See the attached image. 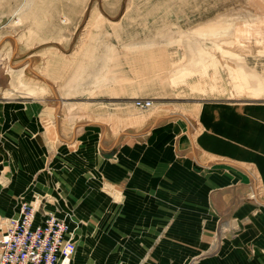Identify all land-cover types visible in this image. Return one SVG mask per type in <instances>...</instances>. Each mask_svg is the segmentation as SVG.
Instances as JSON below:
<instances>
[{
    "label": "rangeland",
    "instance_id": "obj_1",
    "mask_svg": "<svg viewBox=\"0 0 264 264\" xmlns=\"http://www.w3.org/2000/svg\"><path fill=\"white\" fill-rule=\"evenodd\" d=\"M141 99L152 106L138 109ZM34 112L42 149L32 127L6 131L33 126ZM167 120L188 126L183 139L197 164L226 162L247 175L223 203L230 217L240 201L259 205L234 213L220 235L236 244L246 233L254 254L264 244V0H0V193L10 175L35 187L36 161L78 163L92 146ZM210 139L218 155L200 150ZM89 183L84 200L71 182L80 197L58 189L33 200L70 220L78 264H113L114 223L129 218L128 198L108 185L91 195ZM11 216L0 205V217Z\"/></svg>",
    "mask_w": 264,
    "mask_h": 264
},
{
    "label": "crops",
    "instance_id": "obj_2",
    "mask_svg": "<svg viewBox=\"0 0 264 264\" xmlns=\"http://www.w3.org/2000/svg\"><path fill=\"white\" fill-rule=\"evenodd\" d=\"M34 113L33 126L23 120L6 131L26 134L30 131L27 128L32 127L36 148L42 149L44 146L38 144L36 138L42 130L36 122L37 112ZM29 115L25 112L22 117ZM187 128L185 132L180 122L167 120L155 124L142 136L129 135L125 140L119 137L112 145H98V151L92 146L83 152L78 163L65 164L57 155L47 166L38 167L36 161L35 187H31L33 178L30 176L7 178L10 185L0 193L2 211L7 216L12 215L9 218L15 217L22 202L37 205L33 197L55 195L58 189L70 198L82 195L81 200H84L90 190L89 182L93 180L98 189L94 187L91 195L102 196L108 185L128 198L129 218L114 223L113 264H264V244L260 240L252 254L251 242L244 237L246 233L234 238L236 244L227 237L223 240L220 235L234 213L259 204L248 199L240 201L239 205L235 204L231 217H225L212 201L215 194L223 192L230 203L233 194L226 190L249 184L247 175L226 162L210 166L197 164L188 154L192 146L183 139ZM0 129L5 133L3 126ZM212 142L214 140H201L198 142L200 150L218 155L212 150L216 147L210 146ZM71 144L74 146L75 140ZM233 168L242 174L234 173ZM68 180L76 189L80 185L82 193L74 194ZM246 185L240 189L248 198ZM21 196L25 198L16 201ZM37 208L40 209L38 205ZM3 219L7 217H0V223ZM70 226L76 236L71 222ZM84 262L85 259L82 264Z\"/></svg>",
    "mask_w": 264,
    "mask_h": 264
},
{
    "label": "built area",
    "instance_id": "obj_3",
    "mask_svg": "<svg viewBox=\"0 0 264 264\" xmlns=\"http://www.w3.org/2000/svg\"><path fill=\"white\" fill-rule=\"evenodd\" d=\"M152 104L135 102L141 110ZM77 248L69 220L33 203L22 202L17 216L0 223V264H74Z\"/></svg>",
    "mask_w": 264,
    "mask_h": 264
},
{
    "label": "bare ground",
    "instance_id": "obj_4",
    "mask_svg": "<svg viewBox=\"0 0 264 264\" xmlns=\"http://www.w3.org/2000/svg\"><path fill=\"white\" fill-rule=\"evenodd\" d=\"M45 80V79H44ZM48 82V81H47ZM49 83V82H48ZM152 106V105H151ZM148 130V129H147ZM105 146H107V145H105ZM198 154V153H197ZM198 158H199V156H198ZM233 188V187H232ZM236 188V187H235ZM252 190H254V189H252ZM228 191V190H227ZM229 191H231L232 193H234V191H232L231 189H229ZM236 191V190H235ZM253 192H255V190L253 191ZM223 192H218L217 194H215L214 195V197H213V202H214V204H215V206L217 207V209H218V211L219 212H221L222 213V215H224V216H226V215H228L229 214V216H230V212L229 211H227V209H226V207H225V205H224V203H223V201H224V199H223V197H224V195L222 194ZM240 197V196H239ZM242 197V196H241ZM236 201V200H235ZM76 254H77V252H76ZM76 254H75V257H76ZM74 264H75V259H74Z\"/></svg>",
    "mask_w": 264,
    "mask_h": 264
}]
</instances>
